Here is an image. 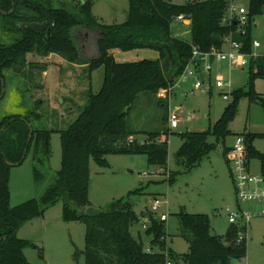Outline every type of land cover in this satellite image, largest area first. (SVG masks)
I'll use <instances>...</instances> for the list:
<instances>
[{
	"label": "trees",
	"instance_id": "obj_1",
	"mask_svg": "<svg viewBox=\"0 0 264 264\" xmlns=\"http://www.w3.org/2000/svg\"><path fill=\"white\" fill-rule=\"evenodd\" d=\"M14 5V6H13ZM92 1H85L75 12L64 8H42L36 0H0V12L6 14L16 29L25 22L44 23L45 31L23 30L21 40L11 46L0 44V97L3 91L4 72H20L26 67L28 54L42 56L60 55L74 64L88 63L90 73L103 69L101 90L90 94L86 105L69 128L61 132L62 163L55 181L39 199L28 200L18 206L11 205V170L22 165L33 152L34 177L40 180L44 174L39 167L45 166L51 157V134L48 129L31 125L28 116H9L0 121V264H31L25 250L33 247L29 240L18 237L20 229L28 222L41 218L45 213L63 203V220L81 222L85 225L86 264H233L247 255V246L235 242L240 228L231 226L225 237L211 233V222L207 215L189 214L182 210L178 214L181 236L189 245L186 254L177 255L165 249V222L151 211L141 215L133 205L122 198L109 209H100L93 215L81 214L78 209L87 207L89 187L92 179V163L108 168L107 157L111 155L145 156L149 166L166 169L168 166L169 133L143 132L130 126L134 104L141 94L156 99L157 95L175 88L192 59V46L202 52L221 48L224 38L234 32L233 38L242 42V52L253 54L252 27L256 18L264 13V0H249L250 25L245 36L235 33L236 27L226 26L223 18L226 5L209 0H129L126 21L122 24L105 25L93 15ZM21 8L38 10L37 15L21 12ZM14 8V12H10ZM184 15L191 19L189 38L175 36L174 18ZM85 28L100 33L97 42L98 57L91 61L79 58L75 29ZM78 49V50H77ZM152 49L159 53L157 60H142L130 63L116 62L113 51L129 52ZM172 54V59L169 57ZM201 78L206 74L201 71ZM248 90L232 92V100L225 107L220 119L207 131L181 134L182 145L177 151L176 164L184 171H191L213 152L217 144L210 138L223 141L231 136L230 124L235 120L242 99L250 102L259 98L255 82L264 78V56L251 58L249 64ZM211 92V91H210ZM3 100V99H2ZM0 100V102L2 101ZM159 105L166 104L159 101ZM168 111V109H167ZM167 118L165 119V123ZM144 134L148 139L139 142L136 136ZM247 158L257 159L264 172V154L253 147V141L264 138V134L246 135ZM230 148L223 156L229 161ZM37 166V167H36ZM174 182L177 173H173ZM144 217L150 219L144 234L151 245L161 249L148 251L141 237L135 238L131 229ZM41 258L42 253L40 252Z\"/></svg>",
	"mask_w": 264,
	"mask_h": 264
},
{
	"label": "rangeland",
	"instance_id": "obj_2",
	"mask_svg": "<svg viewBox=\"0 0 264 264\" xmlns=\"http://www.w3.org/2000/svg\"><path fill=\"white\" fill-rule=\"evenodd\" d=\"M36 1L42 8H64L71 12H75L85 1H92L93 15L105 25L124 23L129 9V0ZM240 1L244 5L248 4V0ZM176 3H185V0H176ZM19 10L28 15L36 16L39 13L31 8L20 7ZM5 16L6 14L0 12V44L11 46L22 39L24 31L16 29L12 21ZM172 26L177 37L186 40L189 38V28L175 22ZM84 30L87 29H75L74 35L78 42L81 36L79 32ZM95 36L98 37L97 32ZM252 42L253 58L264 56V13L256 18L252 27ZM78 53L79 58L86 62L96 59L99 55L94 47L87 48L86 53L79 50ZM114 58L118 63H130L145 59L157 60L159 53L152 49H140L119 52ZM87 68L88 63H70L60 55L42 56L34 53L27 55L26 67L20 72H4L0 121L14 115L28 116L32 123L30 126L52 131L51 157L45 166L39 167V171L44 174L42 179L36 180L34 177L33 152L22 165L12 168L10 192L13 207L28 200L39 199L54 183L62 163L61 132L67 130L77 119L89 95L97 94L102 88L103 69L90 73ZM214 72L221 73L226 81H230L231 89L220 90L214 87L211 92L195 91L194 81L190 79L186 82L178 81L169 99L162 98L160 94L157 95V100L150 99L146 94L138 97L131 112L130 126L137 131L169 133L168 166L166 169L149 166L147 158L140 155L108 156V168L92 163L90 205L78 209L81 214L93 215L100 209H109L113 202L122 198L127 200L130 192L138 191L128 199L137 215L151 211L155 199L162 202L156 216L166 214L168 217L165 222V249L171 248L177 255L186 254L189 250L188 243L181 236L182 228L178 214L182 210L189 214L209 216L211 233L222 239L225 237L232 226L229 216L237 212L238 203L230 165L223 152L233 145L237 137L264 134V78L255 82V91L259 98L252 102L249 98L241 100L237 116L230 124L231 136L225 142L218 143L210 138V142L217 144L216 149L196 168L184 171L176 164L175 158L182 145L181 134L188 131H207L220 119L225 107L231 102L232 92L238 89L248 90L249 87L248 67L240 70L224 63L217 65ZM213 74L215 77L216 74ZM224 92L230 94L227 101L223 99ZM159 101L164 102L166 107L159 105ZM177 109L182 120L176 130H170L169 114ZM135 138L142 143L148 136L139 134ZM253 147L264 154V138L255 139ZM260 167L259 160H251L252 173L258 174ZM173 173L177 175L171 184ZM242 208L248 210L251 207L245 205ZM62 211L63 203L60 202L50 208L43 217L26 223L20 229L18 237L34 244L25 250L31 264H86L85 225L81 222H65ZM131 232L135 238H138L139 232H143L141 238L146 250L161 249L151 245L150 238L144 234L141 224L133 227ZM238 233L236 241L228 243L229 245H238ZM242 242L247 246V255L235 264H264V218H254L250 221L248 237Z\"/></svg>",
	"mask_w": 264,
	"mask_h": 264
},
{
	"label": "built area",
	"instance_id": "obj_3",
	"mask_svg": "<svg viewBox=\"0 0 264 264\" xmlns=\"http://www.w3.org/2000/svg\"><path fill=\"white\" fill-rule=\"evenodd\" d=\"M209 1L224 3L226 5V11L223 23L226 26L234 25L237 29L235 33L239 36H245L247 34V29L250 25L249 0L247 5L241 3L240 0ZM174 22L190 30L191 19L189 17L179 15L174 18ZM233 35L234 32H231L228 37L224 38V43L221 48H212L209 52H202L198 47L192 46V59L179 82H186L192 79L194 81V90L202 92H210L214 87L220 90L231 89V82L226 81L221 73L216 74L214 72L215 65L226 63L228 67L244 70L249 67L250 59L253 58V55L242 52L244 44L234 40ZM199 65H201V71L206 74L205 79L201 78L198 70L200 68ZM218 71L221 70L218 69ZM213 73L216 74L215 77ZM173 89L162 91L159 94L162 98L169 99ZM229 95L228 92H224L223 99L226 101L229 100ZM178 111L179 109L171 111L169 114L170 130H176L181 123L182 117ZM247 151L248 143L246 138L240 136L236 138L228 154L231 178L235 186L238 203V210L230 214L229 222L231 225L240 228L238 243H241L244 238L248 237L249 224L252 219L264 218V172L261 167L258 174L251 172V161L247 158ZM245 205L251 208L244 210L242 207ZM161 207L162 202L159 199H155L151 206V212L156 216ZM156 217L164 222L168 219L166 214ZM149 223L150 219L148 217L140 220L144 231L147 230Z\"/></svg>",
	"mask_w": 264,
	"mask_h": 264
},
{
	"label": "crops",
	"instance_id": "obj_4",
	"mask_svg": "<svg viewBox=\"0 0 264 264\" xmlns=\"http://www.w3.org/2000/svg\"><path fill=\"white\" fill-rule=\"evenodd\" d=\"M174 32H175V29H174ZM79 34L81 35L78 39L80 40V42H78L76 39H75V41H76V45H77V47H78V49H79V51L81 52V53H86V49L87 48H93L94 47V50H95V48L97 49V52H98V48H97V42H98V39L100 38V34L99 33H97L98 34V37L97 36H95V34H96V32L95 33H92V32H90L89 30H84V31H81V32H79ZM176 35V34H175ZM176 36H178V35H176ZM180 36V35H179ZM96 37V38H95ZM95 38V39H94ZM95 40V41H94ZM93 43H95L94 45H93ZM91 44H92V46H91ZM119 52L120 51H113L112 52V55L114 56V55H116V54H119ZM253 55V54H252ZM94 58H96V57H94ZM222 65V64H221ZM216 67H217V65H216ZM215 67V68H216ZM220 70V69H219ZM143 213V212H142ZM168 220V219H167ZM167 222V221H166ZM143 235V232H139L138 234H137V236L138 237H143L142 236ZM171 249V248H170ZM172 250V249H171ZM173 251V250H172ZM174 252V251H173ZM175 253V252H174Z\"/></svg>",
	"mask_w": 264,
	"mask_h": 264
},
{
	"label": "water",
	"instance_id": "obj_5",
	"mask_svg": "<svg viewBox=\"0 0 264 264\" xmlns=\"http://www.w3.org/2000/svg\"><path fill=\"white\" fill-rule=\"evenodd\" d=\"M13 6H14V5H13ZM13 12H14V8L12 9V11H11L10 13L12 14ZM47 25H48V21H46V22H44V23H39V22H31V23H30V22H25V23H20V24L18 25V27H19L21 30L34 31V30H36V29L45 30L46 27H47ZM169 57H170V59L173 58L171 52H169ZM2 85H3V87H4V82H3V81H2ZM3 96H4V89H3V91H2V95H1V97H0V100H2ZM29 127H30V131H31V134H30V138H31L32 133H33V130H32V128H31L30 124H29Z\"/></svg>",
	"mask_w": 264,
	"mask_h": 264
},
{
	"label": "flooded vegetation",
	"instance_id": "obj_6",
	"mask_svg": "<svg viewBox=\"0 0 264 264\" xmlns=\"http://www.w3.org/2000/svg\"><path fill=\"white\" fill-rule=\"evenodd\" d=\"M39 30H41V29H39ZM46 30V29H45ZM45 30H42V31H45Z\"/></svg>",
	"mask_w": 264,
	"mask_h": 264
}]
</instances>
